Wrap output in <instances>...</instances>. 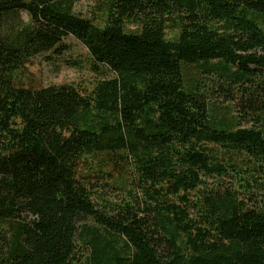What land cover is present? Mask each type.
I'll return each instance as SVG.
<instances>
[{
	"label": "trees",
	"instance_id": "obj_1",
	"mask_svg": "<svg viewBox=\"0 0 264 264\" xmlns=\"http://www.w3.org/2000/svg\"><path fill=\"white\" fill-rule=\"evenodd\" d=\"M78 1L0 0V264H264V0Z\"/></svg>",
	"mask_w": 264,
	"mask_h": 264
},
{
	"label": "rangeland",
	"instance_id": "obj_2",
	"mask_svg": "<svg viewBox=\"0 0 264 264\" xmlns=\"http://www.w3.org/2000/svg\"><path fill=\"white\" fill-rule=\"evenodd\" d=\"M90 6L89 0L76 3V10L84 13ZM22 22H27L24 13H20ZM167 37H172L170 32ZM68 49L60 55L45 54L36 56L28 66V82L34 86H48L58 84H73L80 88H88L94 81L95 74L90 69V57L87 49L71 36L63 38ZM51 57V58H49ZM49 58V59H48Z\"/></svg>",
	"mask_w": 264,
	"mask_h": 264
}]
</instances>
